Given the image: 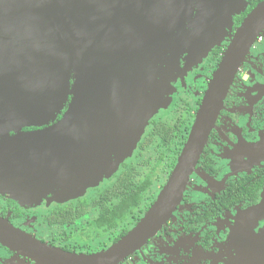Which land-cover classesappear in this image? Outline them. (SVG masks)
I'll return each mask as SVG.
<instances>
[{"label": "water", "instance_id": "95a60500", "mask_svg": "<svg viewBox=\"0 0 264 264\" xmlns=\"http://www.w3.org/2000/svg\"><path fill=\"white\" fill-rule=\"evenodd\" d=\"M247 7L246 0H0V185L20 199L48 189L77 197L99 185L171 102L183 56L197 49L202 61ZM263 31L264 0L238 28L156 204L107 253L84 259L115 264L167 221ZM8 229L0 225V240L25 238Z\"/></svg>", "mask_w": 264, "mask_h": 264}, {"label": "flooded vegetation", "instance_id": "af4514ba", "mask_svg": "<svg viewBox=\"0 0 264 264\" xmlns=\"http://www.w3.org/2000/svg\"><path fill=\"white\" fill-rule=\"evenodd\" d=\"M246 1L245 12L234 17V33L226 48L214 47L202 62L184 58L193 64L198 62L188 79L200 77L201 71L214 64L192 121L184 114L175 124H168L161 118L167 110H160L146 127L131 159L121 162L112 175L77 197L63 200L56 196L59 191L48 189L39 195L31 191L20 199L0 189L1 228L11 227L25 235L21 238L16 233L0 240V264H96L84 258L107 253L137 227L168 185L192 139L211 83L238 28L263 0L253 8L257 0ZM181 76L180 71L176 85H181ZM157 139L162 154L151 170L136 180L133 159L140 158ZM172 154L169 177L157 198L149 202L162 164ZM128 169L133 188L148 184L141 202H124V185L119 179ZM262 240L264 31L246 54L215 114L182 199L155 235L115 264H240L236 261L244 255L251 260L254 254L263 257Z\"/></svg>", "mask_w": 264, "mask_h": 264}, {"label": "rangeland", "instance_id": "374dc122", "mask_svg": "<svg viewBox=\"0 0 264 264\" xmlns=\"http://www.w3.org/2000/svg\"><path fill=\"white\" fill-rule=\"evenodd\" d=\"M234 25L235 24L233 23V25H231V27L227 30V34L225 35L224 39L220 42V44L217 45L218 47L226 48L229 40L231 39V35L234 33L233 32ZM197 55H198V51L196 49L193 52L191 51L185 54L182 59L187 58V59L195 60L197 59ZM185 59L184 61L186 62L184 63L183 66L181 63L182 60L180 61V71L182 73L181 85H178V84L176 85V83L178 82V80H176L179 76L178 74L177 78L172 83L173 91L171 95V102L168 104L166 108L161 109V110H167L164 114L162 113L161 115L162 120L171 125L175 124L176 121L184 114H187V118L190 121H192V117H193V114L196 112L199 100L202 97L203 92H205V89L208 86L209 80L211 79L213 75L214 64L209 65L208 68H205L203 71H201L200 77H196V78L191 77L188 79L186 76L188 75L190 71L192 72L191 68L193 66H197L198 62H202V61H198L196 62V64H193ZM154 117H152L151 120ZM145 132H146V129H145ZM134 150L132 151V154L130 157H132ZM162 151H163L162 144L160 140L157 139L154 145L148 151H146L140 158L133 159L132 163L134 164V166H136V169H137L136 180L142 179L151 170L152 166L157 162V160L159 159V156L162 154L161 153ZM174 155L175 154L170 155L168 157V160H166L162 164V167L159 171V176L157 177L155 184L153 188L151 189V193L149 194V202H153L157 198V196L161 192V189L164 183L169 177V172H170L169 164L171 163V160L174 159ZM0 189H3L2 185H0ZM82 194L83 193H81L80 195ZM60 197L63 198L62 196ZM69 198H72V197L65 196L63 200H66ZM262 243H264L263 240H262ZM236 262L240 264H264V254L262 258H259L258 254H254L252 260L250 256L244 255L243 257L240 258V260L238 259Z\"/></svg>", "mask_w": 264, "mask_h": 264}, {"label": "trees", "instance_id": "16d2710c", "mask_svg": "<svg viewBox=\"0 0 264 264\" xmlns=\"http://www.w3.org/2000/svg\"><path fill=\"white\" fill-rule=\"evenodd\" d=\"M260 1L261 0H257L256 2H254L252 8ZM130 174L131 171L130 169H128V171H124L123 173L124 178L119 179V182H122V186L124 185V202H141L140 197L147 190L148 184L145 183L140 187L137 186L133 188L132 178H130Z\"/></svg>", "mask_w": 264, "mask_h": 264}]
</instances>
